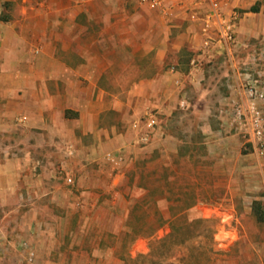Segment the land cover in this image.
<instances>
[{"label":"crops","instance_id":"1","mask_svg":"<svg viewBox=\"0 0 264 264\" xmlns=\"http://www.w3.org/2000/svg\"><path fill=\"white\" fill-rule=\"evenodd\" d=\"M225 1L0 0V264H128L163 221L254 202L264 155L228 112L264 82V0Z\"/></svg>","mask_w":264,"mask_h":264},{"label":"rangeland","instance_id":"2","mask_svg":"<svg viewBox=\"0 0 264 264\" xmlns=\"http://www.w3.org/2000/svg\"><path fill=\"white\" fill-rule=\"evenodd\" d=\"M264 190L255 192L257 198L250 197L247 202L236 207L237 213L231 216V207L224 205L229 214L222 219L220 207L216 209L214 217L207 221L187 224L192 218L190 213L181 214L179 218L163 221L164 234L154 236L151 243L155 249L150 255L148 262L141 264H257L264 262V220L259 219L264 212ZM262 193V194H261ZM256 201L263 203V208L258 209ZM258 209V210H257ZM204 219V218H201ZM207 219V218H205ZM186 223V224H184ZM161 224V222H155ZM184 224L180 230L173 231V225ZM170 232V236L167 233ZM187 232L190 236L185 244L176 245L179 234ZM169 235V234H168ZM165 240V241H164ZM164 241V252L159 250L158 242ZM178 242V241H177ZM151 247V245H150Z\"/></svg>","mask_w":264,"mask_h":264},{"label":"built area","instance_id":"3","mask_svg":"<svg viewBox=\"0 0 264 264\" xmlns=\"http://www.w3.org/2000/svg\"><path fill=\"white\" fill-rule=\"evenodd\" d=\"M145 1V0H143ZM212 8V14L216 17H222V7L225 5V0H208ZM154 4L158 3V0H152ZM240 13L235 10L232 13L231 18L225 23V27L222 28V33L225 38L234 42L235 36V24L239 19ZM208 42H211L210 40ZM264 50L260 52H254L252 60L259 62L263 59ZM245 84L239 89V97L229 109L228 116L233 125L238 127H247L250 129L259 151L264 155V82L261 73L254 75L247 70ZM152 115V114H150ZM157 119L155 117L150 118L146 122V131L140 134L139 141L141 144H147L151 141L154 130L156 128ZM138 127L137 124L134 125ZM73 152V151H72ZM71 152V153H72ZM107 158L111 163L116 166L123 162L124 157L121 155L115 156L112 153L107 154ZM66 182L69 184L74 183V178L68 175ZM36 253L29 251V261L35 259Z\"/></svg>","mask_w":264,"mask_h":264},{"label":"trees","instance_id":"4","mask_svg":"<svg viewBox=\"0 0 264 264\" xmlns=\"http://www.w3.org/2000/svg\"><path fill=\"white\" fill-rule=\"evenodd\" d=\"M255 205H257V208L259 210L263 208L262 207L263 203L261 201H255ZM259 219L260 220H264V212H261V217H260V214H259ZM207 220H209V219H194V220L188 221L187 224L190 225V224H194L196 222L207 221ZM184 224H186V223H184ZM184 224L181 227H180V225H173V231L174 230H176V231L180 230L182 227H184ZM170 235L171 234L167 235L166 237H168ZM186 235L190 236V234L187 233V232H183V233L179 234L178 240H177L178 242L176 241L175 244L176 245H180V246L185 244L187 239H185L184 237ZM164 241H159L158 242V246L157 247H159V250H161V252H164L165 247H166V243H164ZM154 250H157V249H155L154 243H151V250H150L149 253L139 255L137 258L130 260L128 264H141L143 262H148V259L150 258V255L152 254V252Z\"/></svg>","mask_w":264,"mask_h":264}]
</instances>
